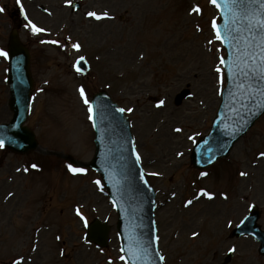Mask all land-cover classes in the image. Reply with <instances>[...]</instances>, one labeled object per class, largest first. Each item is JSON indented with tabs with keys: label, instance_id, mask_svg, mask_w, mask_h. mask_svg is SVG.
<instances>
[{
	"label": "rangeland",
	"instance_id": "374dc122",
	"mask_svg": "<svg viewBox=\"0 0 264 264\" xmlns=\"http://www.w3.org/2000/svg\"><path fill=\"white\" fill-rule=\"evenodd\" d=\"M74 1L81 6L72 11ZM0 8V49L6 52L9 31L17 28L30 50L34 84L26 124L42 149L88 162L90 98L106 90L125 109L155 190L164 263L264 264L251 237H231L252 204L264 229V115L226 158L201 170L189 161L224 86L210 0H0ZM80 56L90 64L86 76L72 67ZM6 70L0 55V122L11 116ZM182 90L186 96L176 101ZM160 100L165 103L157 106ZM42 149L19 155L0 147V264H125L99 175ZM68 165L86 171L73 173ZM95 217L111 227L103 248L84 236L85 220Z\"/></svg>",
	"mask_w": 264,
	"mask_h": 264
},
{
	"label": "water",
	"instance_id": "95a60500",
	"mask_svg": "<svg viewBox=\"0 0 264 264\" xmlns=\"http://www.w3.org/2000/svg\"><path fill=\"white\" fill-rule=\"evenodd\" d=\"M217 2L220 4L217 26L224 37L222 42L226 51L223 64L227 86L209 134L200 138L191 151V162L198 168L226 156L239 137L264 112V74H258L256 67L264 61L257 59L244 63L248 60L247 53L259 52L255 45L260 43V34L250 31V21L264 15L262 0H243L235 5L225 4L224 0ZM7 49L8 105L12 118L0 123V141L8 149L24 153L37 147L33 132L23 125L33 82L29 72V53L15 31L10 34ZM75 67L83 73L88 70L86 62L81 59ZM184 94H179L177 99ZM120 109L105 92L94 94L95 153L88 165L99 172L116 207V228L128 264H163L156 245L155 193L144 177L133 148L129 124ZM258 215L254 208L232 235L252 234L260 242L259 251L264 253V232L255 223ZM108 230L105 223L94 220L88 226L87 237L104 246Z\"/></svg>",
	"mask_w": 264,
	"mask_h": 264
},
{
	"label": "snow or ice",
	"instance_id": "6c2138e0",
	"mask_svg": "<svg viewBox=\"0 0 264 264\" xmlns=\"http://www.w3.org/2000/svg\"><path fill=\"white\" fill-rule=\"evenodd\" d=\"M69 2H71V0H69ZM243 0H224L225 4H231V5H235L237 3H242ZM213 4H216L217 7H220V4L217 2V0H212ZM262 6H264V0H262ZM194 11H199V7L197 6V8L193 9ZM231 10V9H229ZM4 9L0 8V12H3ZM89 16H93L96 17L97 19L101 18V15H98L95 12H89L88 13ZM103 16H108V13L105 12L102 14ZM213 27L216 29V39L218 40H223L224 37L221 35L220 29L218 28L217 24L214 22L213 23ZM33 29L35 31H43V29H39L36 28L33 25ZM250 31H257L260 34V43L256 44L255 47L259 49L258 53H254V52H249L247 53L248 56V60L244 61L245 64H248L249 61L251 62H255L257 59H259L260 61H264V15L260 16L259 18L253 17V19L250 21ZM53 43H59L58 41H53ZM74 48L79 49L80 45L79 44H73ZM0 55H4L7 56L8 54L6 52H4L2 49H0ZM81 60H83V57L80 58ZM224 60L223 58H221V63H223ZM259 69V73L258 74H264V64L261 65H257L256 66ZM79 70V69H78ZM256 69L254 68L253 71H255ZM222 70L220 68L217 69V72H221ZM81 95L85 96V92L84 89L81 88L80 89ZM86 104L89 103L87 97L85 96V101ZM165 102L163 100H160L158 102L157 106H161L163 105ZM89 111H92V108L89 107ZM121 112L125 111V109H120ZM128 111H132V109H128ZM177 131H180V129H177ZM3 141H0V147H3ZM262 156H264V153H261ZM139 154L137 153V159L139 160ZM32 167H36V165H33ZM69 169L73 172V173H77V172H85L86 169L84 168H78V167H73L72 165H68ZM242 175H244L245 173H241ZM97 184H100V181H96ZM207 195L211 196V193H206ZM189 204L192 203L191 200L188 201ZM77 213H80V209H77ZM85 224H87V221L85 220ZM193 235H196V233H193ZM121 259H124V257H121ZM161 259H163V257H161Z\"/></svg>",
	"mask_w": 264,
	"mask_h": 264
}]
</instances>
